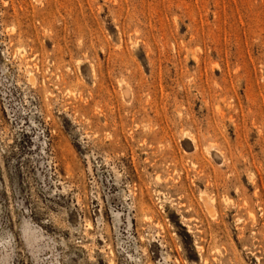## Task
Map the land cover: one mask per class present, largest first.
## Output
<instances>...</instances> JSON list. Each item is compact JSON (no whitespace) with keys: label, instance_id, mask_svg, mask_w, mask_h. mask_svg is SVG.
<instances>
[{"label":"rangeland","instance_id":"obj_1","mask_svg":"<svg viewBox=\"0 0 264 264\" xmlns=\"http://www.w3.org/2000/svg\"><path fill=\"white\" fill-rule=\"evenodd\" d=\"M0 264H264V0H0Z\"/></svg>","mask_w":264,"mask_h":264},{"label":"bare ground","instance_id":"obj_2","mask_svg":"<svg viewBox=\"0 0 264 264\" xmlns=\"http://www.w3.org/2000/svg\"><path fill=\"white\" fill-rule=\"evenodd\" d=\"M251 215V214H250ZM252 216V215H251ZM203 250V249H202ZM259 260V259H258ZM205 261H207V260H205ZM206 263V262H205Z\"/></svg>","mask_w":264,"mask_h":264}]
</instances>
